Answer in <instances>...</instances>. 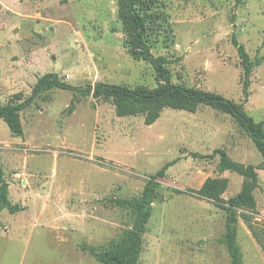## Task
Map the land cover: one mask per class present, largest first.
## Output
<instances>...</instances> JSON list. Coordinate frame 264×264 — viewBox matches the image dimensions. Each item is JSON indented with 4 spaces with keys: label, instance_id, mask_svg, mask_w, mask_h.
I'll return each instance as SVG.
<instances>
[{
    "label": "rangeland",
    "instance_id": "1",
    "mask_svg": "<svg viewBox=\"0 0 264 264\" xmlns=\"http://www.w3.org/2000/svg\"><path fill=\"white\" fill-rule=\"evenodd\" d=\"M120 0H0V104L21 102L46 73L70 88L41 91L18 112L21 135L0 117V264H102L93 254L125 239L138 196L166 163L136 264H231L222 241L226 209L197 197L206 178L226 179L224 200L244 178L218 171L219 150L255 167V212L237 209L241 264H264V155L233 116L208 105L117 116L102 82L152 89V65L132 54ZM149 16L144 40L167 59L171 81L221 95L264 127V0H136ZM234 40L259 59L243 100ZM251 215L254 232L241 217ZM255 233V234H254Z\"/></svg>",
    "mask_w": 264,
    "mask_h": 264
},
{
    "label": "trees",
    "instance_id": "2",
    "mask_svg": "<svg viewBox=\"0 0 264 264\" xmlns=\"http://www.w3.org/2000/svg\"><path fill=\"white\" fill-rule=\"evenodd\" d=\"M119 15L123 23V30L127 33L132 54L152 65L160 83L152 89L144 86L132 89L98 82L87 86L95 97H110L114 102L117 116L143 114L146 125L153 124L159 118L162 110L167 107L194 111L198 104L208 105L215 110L231 114L237 126L250 135L256 148L264 155V127L260 122H255L246 115L243 110V102L235 103L216 93L173 83L170 71L166 67L167 59L163 56L155 57L144 40L146 24L149 20L148 14L138 10L136 0H120ZM234 45L242 65L243 100H247L250 75L254 67L260 64V61L251 59L243 44L234 40ZM52 88L70 87L59 81L56 74L46 73L37 80L27 98L21 102L0 104V117L4 119L14 134H22L18 112L30 105L41 91ZM219 154L218 171H230L241 175L244 178L241 190L228 200H224L221 194L227 186V180L208 177L198 189L189 191L197 197L211 200L217 206L226 209L225 233L222 241L228 249L231 264H241V252L235 238L236 211L237 209H247L255 212L256 202L253 191L257 187L258 178L253 165L235 162L223 150H219ZM171 164L173 161L166 163L151 175L138 196L125 199V204L130 206L135 213L132 228L126 232L123 241L115 243L110 249L100 251L93 249V254L99 262L102 264L137 263L142 245V234L146 231V224L152 213V200L158 185L157 178L162 177L164 169ZM3 209L15 213L21 207L9 201L8 184L4 180L0 166V211ZM241 217L254 232L251 215L242 213Z\"/></svg>",
    "mask_w": 264,
    "mask_h": 264
}]
</instances>
